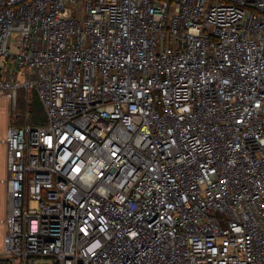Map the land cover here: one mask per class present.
<instances>
[{
	"label": "built area",
	"instance_id": "built-area-1",
	"mask_svg": "<svg viewBox=\"0 0 264 264\" xmlns=\"http://www.w3.org/2000/svg\"><path fill=\"white\" fill-rule=\"evenodd\" d=\"M0 264H264V0H0Z\"/></svg>",
	"mask_w": 264,
	"mask_h": 264
},
{
	"label": "rangeland",
	"instance_id": "rangeland-1",
	"mask_svg": "<svg viewBox=\"0 0 264 264\" xmlns=\"http://www.w3.org/2000/svg\"><path fill=\"white\" fill-rule=\"evenodd\" d=\"M17 108L16 114L20 117L17 121L13 119V110L11 108L10 101L3 96H0V179L5 178V145L2 141L5 138V132L9 125H24L29 124L31 126H40L45 120L43 107L34 93L32 94L31 103L32 111L30 112L29 120L27 121L25 115V94L24 91L19 89L17 92ZM41 109V111H39ZM42 112V113H41ZM42 121V123H41ZM6 203L5 188L0 185V219L4 218V210ZM4 226L0 224V258H3V246H4Z\"/></svg>",
	"mask_w": 264,
	"mask_h": 264
},
{
	"label": "trees",
	"instance_id": "trees-1",
	"mask_svg": "<svg viewBox=\"0 0 264 264\" xmlns=\"http://www.w3.org/2000/svg\"><path fill=\"white\" fill-rule=\"evenodd\" d=\"M31 111H32V109H31ZM31 111H30V112H31ZM39 111H41V109H40ZM41 113H42V112H41ZM41 123H42V121H41Z\"/></svg>",
	"mask_w": 264,
	"mask_h": 264
}]
</instances>
